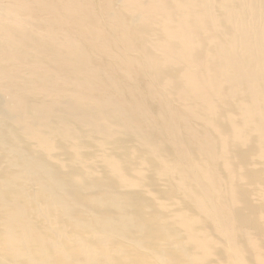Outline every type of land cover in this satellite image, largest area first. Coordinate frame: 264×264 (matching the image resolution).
<instances>
[{"label": "bare ground", "instance_id": "bare-ground-1", "mask_svg": "<svg viewBox=\"0 0 264 264\" xmlns=\"http://www.w3.org/2000/svg\"><path fill=\"white\" fill-rule=\"evenodd\" d=\"M0 264H264V0H0Z\"/></svg>", "mask_w": 264, "mask_h": 264}]
</instances>
